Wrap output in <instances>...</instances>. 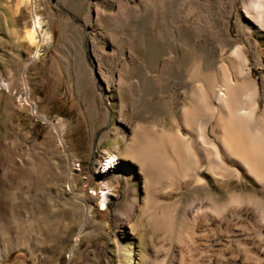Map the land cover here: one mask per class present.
I'll use <instances>...</instances> for the list:
<instances>
[{"label":"rangeland","instance_id":"374dc122","mask_svg":"<svg viewBox=\"0 0 264 264\" xmlns=\"http://www.w3.org/2000/svg\"><path fill=\"white\" fill-rule=\"evenodd\" d=\"M30 1L33 11L19 0H0V247L9 248L3 263L22 254L25 264H151L152 254L170 264L191 248L217 257L210 233L179 229L184 207L211 192L224 200L231 192L264 194L233 158L226 164L242 171L241 184L215 183L216 154L191 122L192 94L206 98L207 133L221 139L226 116L214 94L222 82L233 75L245 81L246 68L255 81L264 78V20L251 12L250 0ZM34 19L42 40L31 46ZM248 95L240 94L241 107L250 104ZM176 135L186 139L188 153L202 155L211 188L194 192L189 181L162 170L173 166ZM106 159L114 164L107 171ZM20 166L31 171L12 178ZM34 167L41 168L46 198L39 202L41 226L22 251L8 234L18 220L16 192L32 189ZM103 192L109 198L102 210ZM172 215L168 233L158 223ZM178 233L187 238L179 241Z\"/></svg>","mask_w":264,"mask_h":264},{"label":"bare ground","instance_id":"6f19581e","mask_svg":"<svg viewBox=\"0 0 264 264\" xmlns=\"http://www.w3.org/2000/svg\"><path fill=\"white\" fill-rule=\"evenodd\" d=\"M19 2L21 5L24 3L30 5V10L33 11V2L30 0H19ZM248 5L251 12L254 11L258 20L262 23L264 20V0H250ZM136 10H138V8ZM39 29L40 25L37 19H34L32 29L27 31V40L31 46L37 45V43L42 40ZM240 74L246 77L245 81L239 82V79L234 78V75L227 76L222 82L220 90L214 94V100L219 105L220 112L226 116V122L221 125V139H218V137V140L210 139L211 137H209L207 133L208 122L204 119L208 111L206 108L207 104H204L207 100L204 96L202 97L203 94L194 97L191 93L193 96V109L191 108L192 111H190L192 115L195 116V118H191V122H193V124L198 123L197 125L200 127L199 132L201 141L216 154L214 163L210 165V170L213 172L212 174L217 176V178H214L215 183L218 185L219 183L222 184L221 186L224 188V186L227 187L232 182L231 179L233 178L238 183L242 181V178H244L242 171L239 168H231L226 164L227 157L229 159L233 158L238 167L246 171V173L255 179V181L261 186V192L264 194V102L262 103V106L258 102L259 98L264 100V78L259 82L255 81L251 78L250 70L248 68L242 69ZM243 91L249 93L250 104L247 107H241L237 101ZM208 113L210 112L208 111ZM192 115L190 116L192 117ZM218 126L216 124V127ZM169 138L171 139V137ZM174 140H176V144L174 145V148H171L173 150V166L172 168L163 166L162 170H171L169 174H172L177 181H189L192 185L191 189L194 192L206 190L208 187L211 188L208 186L209 183L207 184L203 177L205 174L203 170L204 165H199L202 155L196 153L194 156L192 153H188L189 150L187 151L184 147L187 141H185L186 139H183V136L181 138L176 135V139ZM58 144L62 149L61 151L66 153V145L60 132H58ZM162 146L164 145L162 144ZM155 150L158 151L157 149ZM156 153L158 155V152ZM104 163L106 171L114 167V164L110 165L111 163L108 162L107 159ZM40 169L41 168L39 167H34L32 172H35L37 178L32 189L28 191H17L16 201L12 206L13 211L15 210V213L17 214L18 220L13 222V227L10 226L12 227V230L8 234V237L11 239L12 247L22 251L28 250L26 240L27 238L31 239V232L36 231L41 226L39 202L46 198V195L43 190V184L38 175L41 173ZM27 171H31L28 166H20L15 169L14 177L12 178L18 179ZM68 180V190L73 191L75 185L73 184L71 174ZM221 194L223 193L211 192L210 195L204 197L194 196L184 207L179 222V229L184 234V231H187L186 229L190 230L189 232H191V236H194L195 232L197 233L199 231L210 233L211 249L213 252L217 251L219 255H216L217 257L213 256L207 258L206 255V257H203L202 254L199 257V254L194 252L199 257L196 258L194 253H190L192 248L189 250L185 249L179 252L178 260L173 261L175 259H172L170 264H264V195L259 196L256 193L247 194L244 192H231L224 200V198L222 199L220 197ZM108 198L109 195L105 192H103L102 196L98 198V200L100 199L102 210L104 209L105 202ZM50 200L53 203L52 206H55L56 197L51 195ZM28 201L31 202V206H29ZM81 201L86 206L87 215H89L91 208L87 203V199L84 197ZM136 206H138L137 200L132 204L134 209ZM163 219H165V221L162 223L159 222L158 225L162 227L163 230L170 233V225L174 221V216L167 218L164 217ZM182 234L178 233L179 241L187 238V233L186 235L183 234V236ZM3 237H7L6 232L3 234ZM238 242L244 243L246 249L244 248L245 250L240 251L237 246ZM8 252L9 248L7 246L0 247V264H4L3 261L7 259ZM19 256L20 258L16 259L12 264H25L23 261L24 255L21 254ZM250 259L253 262H250ZM149 261L151 264H165L161 256H154L152 254L149 255ZM247 261H249V263H247Z\"/></svg>","mask_w":264,"mask_h":264}]
</instances>
